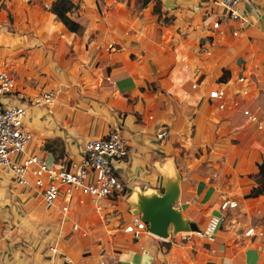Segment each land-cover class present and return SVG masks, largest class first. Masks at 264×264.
Here are the masks:
<instances>
[{
    "label": "crops",
    "instance_id": "1",
    "mask_svg": "<svg viewBox=\"0 0 264 264\" xmlns=\"http://www.w3.org/2000/svg\"><path fill=\"white\" fill-rule=\"evenodd\" d=\"M69 1L77 32L50 10L27 11L25 23L0 41V66L13 70L21 94L55 92L54 105L27 107L31 152L55 162L45 146L57 138L63 143L57 161H77L88 140L120 129L129 155L115 167L126 190L97 202L77 197L61 225L38 191L16 185L0 168V259L264 264V194L248 196L257 186L263 133L242 114L248 108L264 122V0H249L248 24L238 36L237 22L212 29L215 0ZM212 89L223 91L224 109L208 99ZM163 124L169 132L159 140ZM224 200L238 206L221 210ZM220 215L225 220L205 234ZM133 219L144 223L137 236L124 231ZM249 226L262 235L246 236Z\"/></svg>",
    "mask_w": 264,
    "mask_h": 264
},
{
    "label": "built area",
    "instance_id": "2",
    "mask_svg": "<svg viewBox=\"0 0 264 264\" xmlns=\"http://www.w3.org/2000/svg\"><path fill=\"white\" fill-rule=\"evenodd\" d=\"M249 0H215L212 1V29H220L223 22L238 23L232 31L233 36H238L240 30L248 24L247 7ZM109 44L108 48H114ZM184 61L185 58L183 57ZM187 67V63L184 64ZM245 77L240 80L245 81ZM197 83L192 85L193 88ZM264 98V91L260 93ZM225 95L219 89L208 92L209 100H220L219 109L225 108ZM17 101V103H15ZM55 92L42 90L33 96L21 94L18 89L16 74L10 68L0 66V166L6 169L14 183L18 186H32L38 191L43 204L48 209H57L60 224L67 220L72 203L77 197H88L97 202L101 199H113L124 195L126 183L115 167L117 160H125L129 149L120 129L108 132L106 135L88 140L81 151L79 160L60 159L48 162L44 156L31 152L30 146L33 134L25 127L24 119L28 106L54 105ZM238 105L237 102L233 103ZM242 114L257 131L264 134V122L248 108H242ZM169 132L167 124H163L156 133V138L163 140ZM238 206L235 201L224 200L221 210ZM225 216H212L209 220L205 234L211 235L212 231ZM144 228V223L133 219L125 225L124 231L134 236L139 234V229ZM73 230H80L77 222L72 225ZM85 235V231L82 232ZM246 236H260L262 231L249 226L244 231ZM52 253H58L56 247H50ZM67 264L74 263L66 255H61ZM0 264H6L0 259Z\"/></svg>",
    "mask_w": 264,
    "mask_h": 264
},
{
    "label": "rangeland",
    "instance_id": "3",
    "mask_svg": "<svg viewBox=\"0 0 264 264\" xmlns=\"http://www.w3.org/2000/svg\"><path fill=\"white\" fill-rule=\"evenodd\" d=\"M140 5L143 6L144 0H135ZM51 6L48 4L47 0H0V41L8 36V31L12 30L13 26H22L20 23L24 24L26 21V13L27 11H31L33 14L36 11L42 10H48ZM27 25V24H26ZM26 31V30H24ZM2 46V43L1 45ZM3 66V64H1ZM11 67V66H10ZM234 128H231V130ZM236 131H242L240 127H236ZM233 131V130H232ZM235 135H238L240 132H233ZM258 141L262 145V148H264V136L263 134L257 136ZM249 139V137H247ZM50 145V149H52V152L54 153V157L57 160L58 158L63 157V143L59 140H53L52 142L48 143ZM258 149H261V147L258 146ZM260 163L264 164V152L262 153ZM0 168H3L0 166ZM4 169V168H3ZM5 170V169H4ZM16 203L22 202L23 199H18L17 197ZM13 203L9 201L10 205H14Z\"/></svg>",
    "mask_w": 264,
    "mask_h": 264
},
{
    "label": "trees",
    "instance_id": "4",
    "mask_svg": "<svg viewBox=\"0 0 264 264\" xmlns=\"http://www.w3.org/2000/svg\"><path fill=\"white\" fill-rule=\"evenodd\" d=\"M147 2L148 0H144L143 4H146ZM75 7L76 6L69 0H56L52 3L49 10L60 19L68 30L71 32H77L80 28V24L69 17V13L72 12ZM220 81H224L223 77ZM45 148L50 150V145L46 144ZM257 167L258 172L254 176L257 186L249 193L248 196L250 197L264 194V164L259 163Z\"/></svg>",
    "mask_w": 264,
    "mask_h": 264
},
{
    "label": "bare ground",
    "instance_id": "5",
    "mask_svg": "<svg viewBox=\"0 0 264 264\" xmlns=\"http://www.w3.org/2000/svg\"><path fill=\"white\" fill-rule=\"evenodd\" d=\"M239 82H242V83H244V80H242V81H241V80H239Z\"/></svg>",
    "mask_w": 264,
    "mask_h": 264
}]
</instances>
